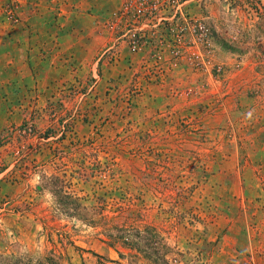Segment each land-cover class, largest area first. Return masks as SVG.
I'll use <instances>...</instances> for the list:
<instances>
[{"label": "rangeland", "instance_id": "rangeland-1", "mask_svg": "<svg viewBox=\"0 0 264 264\" xmlns=\"http://www.w3.org/2000/svg\"><path fill=\"white\" fill-rule=\"evenodd\" d=\"M58 188L166 264H264V0H0V264H154Z\"/></svg>", "mask_w": 264, "mask_h": 264}, {"label": "trees", "instance_id": "trees-1", "mask_svg": "<svg viewBox=\"0 0 264 264\" xmlns=\"http://www.w3.org/2000/svg\"><path fill=\"white\" fill-rule=\"evenodd\" d=\"M53 196H55V203L58 206L61 205L60 207L64 214L74 216L92 228H101L100 235L103 236V239L111 247L120 245L122 248L134 249V251L141 253L145 259H150L154 264H166L163 255L168 253L169 249L163 240L164 238L159 235L161 232L156 227L149 225L134 226L133 224L110 226L108 225V221L104 219L99 218L95 221L91 209L81 206L77 198L72 195L63 194L61 188L55 189ZM42 231L48 239L54 233L59 236L60 241H64L65 233L63 231H57L56 228L46 225L43 221ZM49 241L51 242V240ZM57 251L53 248L38 259H18L11 264H58L61 254L59 252L57 254Z\"/></svg>", "mask_w": 264, "mask_h": 264}]
</instances>
